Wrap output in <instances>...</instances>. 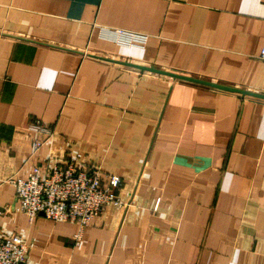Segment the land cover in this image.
Instances as JSON below:
<instances>
[{
	"label": "crops",
	"instance_id": "0c3cea01",
	"mask_svg": "<svg viewBox=\"0 0 264 264\" xmlns=\"http://www.w3.org/2000/svg\"><path fill=\"white\" fill-rule=\"evenodd\" d=\"M144 34L119 41L117 31ZM264 0H0V234L27 264H264ZM55 130L34 154L24 127ZM71 154L122 178L82 231L11 179Z\"/></svg>",
	"mask_w": 264,
	"mask_h": 264
},
{
	"label": "built area",
	"instance_id": "2783aa9c",
	"mask_svg": "<svg viewBox=\"0 0 264 264\" xmlns=\"http://www.w3.org/2000/svg\"><path fill=\"white\" fill-rule=\"evenodd\" d=\"M117 36L124 43L141 42L145 38L144 34L120 30ZM260 58L264 62V47ZM24 133L34 134L30 147L32 154L45 143L54 142L55 130L40 120L26 124ZM121 181L120 176L105 175L99 164L61 153H50L45 166L37 165L25 177L11 179L16 188L17 210L24 211L30 221L44 214L52 220L77 223L79 231L76 240H80L83 229L107 206H129L117 193ZM29 249V242L20 233L0 234V264H19L25 261Z\"/></svg>",
	"mask_w": 264,
	"mask_h": 264
},
{
	"label": "water",
	"instance_id": "95a60500",
	"mask_svg": "<svg viewBox=\"0 0 264 264\" xmlns=\"http://www.w3.org/2000/svg\"><path fill=\"white\" fill-rule=\"evenodd\" d=\"M93 56L102 58L104 60L116 61V62H119V63H122V64L133 66V67H135V68H137L139 70H142V71L147 70V71H151V72L165 74V75L173 77L174 79H180V80L190 81V82H197V83L209 85V86H212V87H215V88H219V89H223V90H229V91H233V92H240V93H243V94H249V95H253V96H258V97H263L264 98V93L254 92V91H251V90L238 88V87H235V86H230V85H226V84H222V83H218V82H213V81L206 80V79H203V78H199V77H195V76H191V75H187V74H181V73H177V72H173V71L157 68V67L151 66V65H145V64H140V63L131 62V61L115 60V59H111V58H107V57H103V56H96V55H93ZM19 264H27V263L25 261H22Z\"/></svg>",
	"mask_w": 264,
	"mask_h": 264
}]
</instances>
